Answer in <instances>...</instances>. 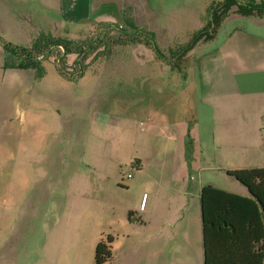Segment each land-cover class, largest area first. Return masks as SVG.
Here are the masks:
<instances>
[{"label": "rangeland", "instance_id": "obj_1", "mask_svg": "<svg viewBox=\"0 0 264 264\" xmlns=\"http://www.w3.org/2000/svg\"><path fill=\"white\" fill-rule=\"evenodd\" d=\"M146 1L154 16L137 31L152 35V47L143 44L139 36L136 37L140 42L117 38L129 30L122 14L98 17L85 24L59 25L54 36L90 44L79 74L53 80V51L39 59L46 72L44 80L34 77L33 69L31 81H24L26 72H18L19 79L11 94L13 107L25 110L23 120L12 115V144L57 149L60 182L68 177L77 180L84 171V179L104 184V189H95V195L107 198L104 221L108 223L104 222L101 230L113 237L131 229L130 224H140L134 212L127 220L125 208L137 206L142 192L146 195L142 216L149 219L146 230L159 225L172 199L196 201L198 187L203 184L248 194L225 170L212 167L206 145L199 150L192 147L189 134L188 138L186 134L182 137L178 150L168 152L162 124L166 119L182 122L191 118L192 110L200 106L196 97L200 56L217 46L233 28L257 30L264 35V25L256 29L253 24L264 22V12L240 16L231 10L212 31L207 7L221 0ZM54 21L52 12L45 10L40 0H0V47L5 60L15 58L4 51L3 44L27 46L40 33L52 34ZM187 44L188 48L181 52ZM74 57L68 55L66 62ZM235 106V113H239L238 108L245 105L237 102ZM52 112L57 117L54 134L41 138V132L50 123L45 116ZM69 149L84 152L88 161L98 164L99 171L79 169L82 155L70 156ZM154 195V206L148 214ZM163 238V232L157 233L156 264L163 254ZM146 252L147 249H139L138 256L128 255L126 263L148 264ZM114 256H123L119 241Z\"/></svg>", "mask_w": 264, "mask_h": 264}, {"label": "crops", "instance_id": "obj_2", "mask_svg": "<svg viewBox=\"0 0 264 264\" xmlns=\"http://www.w3.org/2000/svg\"><path fill=\"white\" fill-rule=\"evenodd\" d=\"M40 4L55 19L52 35L57 34L59 25L85 24L121 14L133 26L143 28L154 16L146 0H40ZM253 24L260 29L264 22ZM257 32L233 28L217 46L200 56L196 89L200 106H195L192 117L182 122L163 121L168 152L180 148L187 133L194 149L208 147L212 167L227 170L264 166V35ZM4 62L0 47V264H91L96 242L106 235L112 241L105 264H124L128 255L138 256L139 249H147L148 264H156V237L162 232L159 264H202L198 195L191 203L172 199L163 220L149 230V219L142 216L145 204L143 209L138 208L140 195L137 206L125 208L136 213L140 224H130L131 229L113 237L101 230L104 222L108 223L104 221L107 198L95 195V189H104V184L84 179V171L77 180L68 177L60 182L57 149L12 144V115L23 120L25 114V110L12 105V87L19 79L18 72H26L24 81H31L33 76L32 69L12 68ZM55 70L51 71L53 80L61 76ZM45 77L43 70L40 81ZM237 102L245 105L238 108L239 113H235ZM45 117L50 123L41 138L54 134L57 119L54 112ZM69 150L70 156L82 155L79 169L99 171L98 164L88 161L84 152ZM154 199L155 195L148 214ZM118 241L123 256L116 259Z\"/></svg>", "mask_w": 264, "mask_h": 264}, {"label": "trees", "instance_id": "obj_3", "mask_svg": "<svg viewBox=\"0 0 264 264\" xmlns=\"http://www.w3.org/2000/svg\"><path fill=\"white\" fill-rule=\"evenodd\" d=\"M231 10L240 16L261 14L264 12V0H221L210 4L207 7V16L212 24V31ZM123 20L129 30L117 38L126 42H140L136 37L139 36L142 37L143 44L153 46L152 35L148 31L139 33V28L124 17ZM87 42L40 33L27 46L3 44L4 51L11 52L15 58L14 61L6 59L4 65L33 69L34 77L39 78L43 74L39 59L54 51V63L58 73L64 78L75 77L87 58L90 49ZM188 46L189 44L183 47L181 52ZM155 50L161 57L162 54L156 48ZM71 54H74V59L66 62L67 56ZM225 174L242 184L248 196L211 184L200 186L198 201L202 264H264V166L227 169ZM126 217L130 220L132 211H127ZM111 241L112 238L106 235L96 242L91 264H105L108 261Z\"/></svg>", "mask_w": 264, "mask_h": 264}, {"label": "built area", "instance_id": "obj_4", "mask_svg": "<svg viewBox=\"0 0 264 264\" xmlns=\"http://www.w3.org/2000/svg\"><path fill=\"white\" fill-rule=\"evenodd\" d=\"M146 195H145V193H142L141 194V198H140V201H139V205H138V208L141 210V209H143V207H144V204H145V197Z\"/></svg>", "mask_w": 264, "mask_h": 264}]
</instances>
